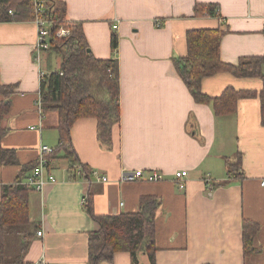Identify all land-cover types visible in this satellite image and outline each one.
<instances>
[{"label": "crops", "instance_id": "1", "mask_svg": "<svg viewBox=\"0 0 264 264\" xmlns=\"http://www.w3.org/2000/svg\"><path fill=\"white\" fill-rule=\"evenodd\" d=\"M57 1L65 6V20L81 26L96 59L112 58L110 37L116 34L120 122L110 151L96 140V120L74 122L70 139L80 164L108 181L91 175L74 179L63 154L53 157L49 170L56 182L41 192L29 190L35 227L30 245L19 263H12L15 254L7 264H89V235L99 227L83 208L88 195L96 216L136 213L142 197L160 201L154 220L156 264H264V115L258 96L263 78L221 72L202 79L201 92L209 98L226 88L256 94L240 100L235 114L217 117L210 104L194 101L172 63L186 56L190 30L223 31V63L236 66L242 58L263 57L264 0ZM204 5L217 6L220 17L194 15L195 7ZM35 41L32 21L0 23V83L13 90L7 112L0 115V149L14 159L0 163V197L2 186L31 173L41 145L55 148L59 142L58 114L40 113L36 101L39 72H56L61 61L54 69L49 58L54 52L47 51L36 62ZM5 101L0 96V106ZM238 159L234 176L229 164ZM139 170L157 172L162 180L122 181V174ZM178 171L187 172L182 191L173 181ZM244 221L258 226L255 252L247 257ZM102 264H132V258L121 251ZM137 264H148L143 253Z\"/></svg>", "mask_w": 264, "mask_h": 264}, {"label": "trees", "instance_id": "2", "mask_svg": "<svg viewBox=\"0 0 264 264\" xmlns=\"http://www.w3.org/2000/svg\"><path fill=\"white\" fill-rule=\"evenodd\" d=\"M50 14L59 24L65 23V6L57 0H46ZM11 12V14H9ZM205 14L220 17L217 6H196L194 15ZM35 15L31 0H0V23L33 21ZM224 32L221 30H190L186 32L187 54L183 58H174L172 63L178 76L189 90L194 101L210 104L214 115L226 117L236 112L240 100L255 97V93L234 91L226 88L217 98H209L201 92V81L217 73L227 72L237 78H263L261 99L264 115V76L262 74L263 57L242 58L236 66L223 63L220 57V43ZM118 38L115 33L110 37L112 58L96 59L90 52L81 26L76 24L66 39L53 41L50 50L60 58L58 71L47 74L40 83L39 94L43 112L55 111L58 114V145L53 157L62 153L70 164V170L80 168L82 176L72 174V178L88 179L89 169L80 164L71 144L70 130L75 121L81 118L96 120V140L107 151L112 149V132L120 122L118 62L116 51ZM13 93L10 86L0 83V96L6 101L0 106V115L7 112V103ZM0 163L13 164L11 152L0 149ZM35 165V164H34ZM31 167V169L34 167ZM240 159L229 164V171L236 176ZM25 168L22 174L27 171ZM23 180V179H22ZM22 180L4 185L0 197V264H7L5 237L18 232L21 240L18 253L12 263H19L28 249L35 227L30 223L28 195L29 190ZM160 201L152 197H142L139 210L131 214L114 216H96L92 209L91 196H87L83 208L86 214L98 225L97 232L89 235V264L111 263L117 252H128L132 264L138 263V254L143 253L148 264L155 263L154 220ZM258 226L252 222H243L242 242L245 257L255 251L252 247Z\"/></svg>", "mask_w": 264, "mask_h": 264}, {"label": "built area", "instance_id": "3", "mask_svg": "<svg viewBox=\"0 0 264 264\" xmlns=\"http://www.w3.org/2000/svg\"><path fill=\"white\" fill-rule=\"evenodd\" d=\"M31 4L34 10L33 23L36 27V41L33 46L34 60L39 62L41 54L50 51L53 48V41L68 38L73 29L76 27V23L67 22L59 24L50 14V7L46 0H31ZM11 14V12H9ZM161 22L156 21L155 26L161 27ZM117 29V24L112 27V30ZM47 74L43 71L39 72V81L42 83ZM36 108L42 112V101L40 94L36 101ZM33 129V128H31ZM54 148L46 145H41L38 150L37 160L34 167L31 169V173L22 180V185L28 190L34 192H41L48 183L56 182L55 177L50 173L49 165L52 160ZM72 174L76 176H82L80 168H75ZM90 175L95 178L97 182H107L108 179L105 176H100L97 172H91ZM174 184L179 190H184L186 185L187 172L178 171L173 174ZM124 182L145 181V182H158L162 180V176L157 172H150L147 175L139 170L131 173H124L121 176ZM264 186V182L261 183ZM37 236H41V232L37 233Z\"/></svg>", "mask_w": 264, "mask_h": 264}, {"label": "rangeland", "instance_id": "4", "mask_svg": "<svg viewBox=\"0 0 264 264\" xmlns=\"http://www.w3.org/2000/svg\"><path fill=\"white\" fill-rule=\"evenodd\" d=\"M50 65L53 68H56L57 61L60 59L58 55L54 53L50 54ZM59 58V59H58ZM21 240V235L18 232H12L5 237V251H6V259L13 257L15 254L18 253V245L19 241Z\"/></svg>", "mask_w": 264, "mask_h": 264}, {"label": "water", "instance_id": "5", "mask_svg": "<svg viewBox=\"0 0 264 264\" xmlns=\"http://www.w3.org/2000/svg\"><path fill=\"white\" fill-rule=\"evenodd\" d=\"M87 52H90L89 50H87Z\"/></svg>", "mask_w": 264, "mask_h": 264}]
</instances>
